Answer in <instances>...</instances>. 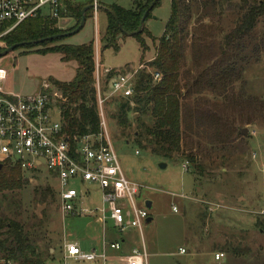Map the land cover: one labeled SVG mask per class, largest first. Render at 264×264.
I'll return each instance as SVG.
<instances>
[{"label": "rangeland", "instance_id": "374dc122", "mask_svg": "<svg viewBox=\"0 0 264 264\" xmlns=\"http://www.w3.org/2000/svg\"><path fill=\"white\" fill-rule=\"evenodd\" d=\"M134 1L96 0V14L93 9L84 12L86 22L82 29L57 43L77 45L92 40L95 68L98 62L101 76L104 68L113 69L112 72L134 70L140 74V66L155 57V40L162 36L170 14L169 0H160L144 23L142 30L149 34V37L140 34L145 51H141L132 35H119L116 51L104 49L101 41L108 8L117 4L130 9ZM200 14L194 12L187 26L184 57L180 64L182 86L202 74L206 77L213 61L211 54L219 57V31L232 32L234 28L235 11H226L221 16L219 9L215 8L207 17L200 18ZM74 23L75 19L68 23L67 19H61L58 26L67 33L74 30L70 29ZM248 42L251 45L258 43V52L243 60L241 78L231 85L226 97L222 95L221 99H214L211 93L202 92L203 97L197 99V102H209L208 105L201 102L200 108H207L211 115L221 118L227 139L218 143L213 137L214 129H211L215 125H208V120L205 123L200 120L201 127L193 129L191 148L202 162L208 180L204 177L196 180L182 167L183 163L163 160L140 149L131 137L116 135V122L110 117L116 107L109 105V99L104 104V121L120 167L127 179L142 186L137 203L142 207L146 201H152L148 210L152 220L144 223L142 233L128 230L119 234L108 222L105 236L119 242L124 236L126 247L140 248L143 244L147 264H264L263 18ZM212 45L215 46L213 49ZM40 48L15 49L5 55V61L0 59L1 90L36 94L44 84L53 88V81L68 82L74 78L77 67L74 61L63 62L53 51L41 54ZM247 52L248 49L241 52V56L250 55ZM183 89L182 93L185 92ZM189 101L192 102L191 97ZM189 101L187 97L186 103L190 104ZM245 128L247 134L244 136L241 130ZM43 172H46L43 167L36 173L22 172L26 181L22 190L15 196L7 192L5 200L0 197V206L10 217L24 222L32 242L46 255V264H61L59 248L64 239L76 242L85 251L99 248L102 239L100 224L84 216L63 219L57 202V183ZM10 200L14 202L10 203ZM90 201L99 211L104 208L96 188ZM172 205L176 211L172 210ZM7 206H10V212L6 210ZM15 206H18V217ZM180 248L185 252L180 253ZM216 251L225 256L215 261Z\"/></svg>", "mask_w": 264, "mask_h": 264}, {"label": "trees", "instance_id": "16d2710c", "mask_svg": "<svg viewBox=\"0 0 264 264\" xmlns=\"http://www.w3.org/2000/svg\"><path fill=\"white\" fill-rule=\"evenodd\" d=\"M89 2L92 3L90 0ZM159 3L160 0H135L130 9H124L117 4L111 5L106 11V29L101 36L104 49L111 48L116 51L119 47V35L127 36L132 33L141 51H145V43L140 39V34L145 33L149 37V34L142 29L148 15ZM83 7V3L67 5V11L62 14V17L75 19L70 29H75L79 24ZM169 7L170 14L165 22L164 32L157 40L154 39L157 42L154 59L147 64L144 63L148 69L141 70V73L135 76L131 96L109 98V105L116 107L114 114L110 117L116 122V135L131 137L132 142H135L140 149L151 152L163 160L185 164L186 171L192 173L196 180L203 177L207 179L208 174L205 173L202 162L198 161L191 148L193 129L201 127L200 120L204 123L209 121L211 124L208 123V125H215L211 129H214L213 137L217 139L216 141L223 143V140L227 139L222 130L221 118L211 115L207 108H200L201 102L208 105V101L197 102V99L203 97L202 92L211 93L214 99H221L222 95L226 97L231 85L240 80L243 60L252 58L258 52V43L252 46L248 39L251 35L254 37V31L260 19H264V0H238L237 2L234 0H169ZM215 8L219 9L221 16L226 11H235L232 21L234 28L232 32L219 31L221 38L219 57L211 54L213 61L209 71L206 72V77L202 74L198 79L190 83L187 81L182 86L180 85V64L184 57L189 21L194 12L201 13L200 18H202L207 17L210 10ZM145 13V19L141 24L140 20ZM64 33L66 31L58 26L57 19L37 15L20 22L16 28L0 37V53L14 44L45 39L35 44L20 45L16 49L28 50L41 47L38 50L41 54L53 51L59 54L63 62L74 61L77 64L72 80L53 81V86L62 95V100H58L62 127L68 138L72 139L88 133H97L100 121L98 105H96L93 41L89 40L77 45L58 44L57 42L63 41L66 37L51 38ZM51 43L57 44L47 47ZM249 46H251L250 49ZM214 47V45L211 46L212 49ZM247 49L250 55L242 57L241 52ZM152 71L160 74L158 81L153 80ZM113 74L110 72L105 75L104 82L106 83ZM182 89L185 91L184 94ZM187 97L188 101L189 97L192 98V102L189 101L190 104L186 103ZM214 106L219 109L218 105L214 104ZM226 133L230 135V131ZM25 182L17 164L0 161V197L3 200L6 199L7 192L15 196L16 192L22 190ZM45 191L47 193L48 189ZM10 209V206L6 207L8 212ZM15 210L13 211L18 217V206H15ZM44 256L46 255L32 242L24 222L10 217L0 206V262L2 264H46Z\"/></svg>", "mask_w": 264, "mask_h": 264}, {"label": "built area", "instance_id": "2783aa9c", "mask_svg": "<svg viewBox=\"0 0 264 264\" xmlns=\"http://www.w3.org/2000/svg\"><path fill=\"white\" fill-rule=\"evenodd\" d=\"M78 1L0 0V37L37 15L51 16L59 22L64 19L62 14L66 13L67 5ZM90 1L95 15L97 2ZM141 68L147 70L148 66L143 64ZM110 72L112 69L104 68L101 76L96 62L99 131L72 139L63 130L58 106L62 95L54 87L44 84L39 92L29 95L0 89V161L17 164L25 173H36L43 167L46 170L43 173L57 183L61 217H91L101 226L99 248L85 251L76 242L64 239L59 248L61 264H147L143 244L125 252L121 240L111 241L105 236L108 222L119 234L131 229L142 233V226L149 218L147 208L139 206L136 200L142 186L124 175L104 121L105 102L111 97L131 96L139 72L115 70L105 83L103 75ZM152 76L154 81L161 77L154 71ZM182 167L186 170L185 164ZM87 184L98 187L104 207L101 211L86 203L83 189ZM172 210L176 211L175 205ZM223 256L224 253L216 252L214 260Z\"/></svg>", "mask_w": 264, "mask_h": 264}, {"label": "water", "instance_id": "95a60500", "mask_svg": "<svg viewBox=\"0 0 264 264\" xmlns=\"http://www.w3.org/2000/svg\"><path fill=\"white\" fill-rule=\"evenodd\" d=\"M91 7H92V6H85V7L82 8V17H81V20H80L79 24L77 25V27H76L73 31H71V32H67V33H65V34H60V35L52 36L51 38H54V37H57V36H59V37H67V36H69V35H71V34H75V33L79 32V31L82 29L83 24H84V22H85L84 12H85L86 10H88L89 8H91ZM149 8H150V7H149ZM146 12H147V11H146ZM145 15H146V13L143 15V17H142L141 20H140V23H141V24L143 23V21H144V19H145ZM129 35L131 36L132 33L129 34ZM51 38H46V39L50 40ZM44 40H45V39H41V40H36L35 42L19 43V44H14V45H12V46H9V47H7L6 49H4L3 52L0 53V58L3 57L4 55L8 54L9 52L15 50V49L18 48L20 45H23V44H35V43H38V42H40V41H44ZM246 131H247L246 128H245V129H242V130H241L242 135L245 136V135L247 134ZM160 167L163 168L164 165H160ZM145 207L147 208V210H150V209H151V204H150L149 201H146V203H145ZM151 220H152V217H149V218L146 220V223H150Z\"/></svg>", "mask_w": 264, "mask_h": 264}, {"label": "crops", "instance_id": "0c3cea01", "mask_svg": "<svg viewBox=\"0 0 264 264\" xmlns=\"http://www.w3.org/2000/svg\"><path fill=\"white\" fill-rule=\"evenodd\" d=\"M76 3H80V4H84V7L85 6H91V4H90V2H89V0H79L78 2H76ZM75 3V4H76ZM92 10V7L91 8H89L88 10ZM87 11V10H86ZM67 19V23L72 19V18H70V17H66V18H64V21ZM63 20V19H62ZM85 22H86V20H85ZM84 22V23H85ZM4 57V58H3ZM3 57H1L0 59L2 60H4L5 59V55L3 56ZM5 61V60H4ZM113 70V69H112ZM123 69H121L120 71H122ZM137 75H139V73L137 74ZM94 188H96L97 189V191L99 192V189H98V187L97 186H95V185H86L85 186V188L83 189V191L85 190L86 192H85V195H86V199L87 200H85L86 201V203H88L89 205H92L93 203H92V201H90V196H91V193L93 192V190H94ZM139 195H140V192H139V194H138V196H137V198L139 197ZM240 200H241V198H239ZM149 202H150V204H151V206H152V201H150L149 200ZM146 203V202H145ZM93 206H94V204H93ZM149 217H152V216H150V214H149ZM89 218H91V217H89ZM91 219H93V218H91ZM93 220H95V219H93ZM145 223H146V221H145ZM101 227V226H100ZM101 229V228H100ZM131 230H134V229H131ZM135 231H136V229H135ZM100 233H101V230H100ZM102 234V233H101ZM121 241H122V248H123V250L125 251V252H127V251H129L131 248H136L135 246H130V247H126V244H127V240H126V238H124V236L120 239ZM180 250H181V248H180ZM184 250V249H183ZM180 252V251H179ZM185 252V251H184ZM216 252H221V251H216ZM181 253V252H180ZM223 253V252H222ZM215 254V253H214ZM225 256V255H224ZM223 256V257H224ZM222 257V258H223Z\"/></svg>", "mask_w": 264, "mask_h": 264}]
</instances>
